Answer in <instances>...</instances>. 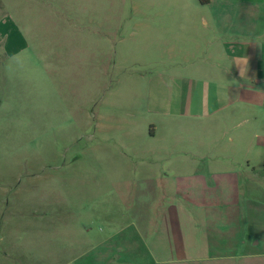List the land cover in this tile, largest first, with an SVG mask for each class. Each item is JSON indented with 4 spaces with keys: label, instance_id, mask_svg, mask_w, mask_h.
Here are the masks:
<instances>
[{
    "label": "rangeland",
    "instance_id": "obj_1",
    "mask_svg": "<svg viewBox=\"0 0 264 264\" xmlns=\"http://www.w3.org/2000/svg\"><path fill=\"white\" fill-rule=\"evenodd\" d=\"M172 4L195 0H0L7 27L0 43V264H123L124 248L136 260L143 246L135 234L148 215L155 227L159 213L167 234L180 244L183 233L188 247L202 232L191 220L204 215L182 200L202 208L210 201L211 210L229 215L236 197L249 210L239 222L248 246L231 258L234 249L214 241L207 264H264L248 256L249 249L264 253V209L256 208L264 205V171L220 175L224 162L232 164L220 154L225 140L207 142L225 134L179 115L189 112L191 78L207 77L189 69L184 52L170 58L165 51L156 9ZM188 45L174 46L179 53ZM159 81L178 86L158 95ZM155 97L180 105L157 112ZM210 224L232 232L228 222ZM205 257L189 254L175 264H206Z\"/></svg>",
    "mask_w": 264,
    "mask_h": 264
},
{
    "label": "crops",
    "instance_id": "obj_2",
    "mask_svg": "<svg viewBox=\"0 0 264 264\" xmlns=\"http://www.w3.org/2000/svg\"><path fill=\"white\" fill-rule=\"evenodd\" d=\"M255 1L252 0L250 5L244 6V0H195V4L189 6L172 4L156 9V14L160 18L156 31L160 39L166 41L168 47L165 51L169 57L182 55L184 52L189 56L186 57V61L193 62L189 64V69L207 77V80L191 78L189 91L191 97L186 103L189 112L185 114L182 111L179 115L202 118L207 121L208 133L225 134V137L220 136V140L207 142L209 146L210 143L216 144L225 140L223 141L225 147L220 154H225L232 164L224 162L220 175L240 176L264 171V41L261 42V38L264 37V0ZM6 32V24L0 21V43L3 37L7 36ZM186 40L192 41L193 45H188L177 53L174 45ZM23 43L24 40L20 41V47ZM170 82L174 83L173 80ZM171 83L167 85L166 82L159 81L154 87L156 94H162V88H168L173 93L172 89L178 85ZM168 90H164V93ZM178 105L180 104L174 103L171 106V100L164 102L157 97L151 102V106L155 107L157 112L163 111L166 114H171ZM212 168L206 167L210 171ZM148 184L149 189H153L154 197L158 199L156 184L152 181ZM236 187L240 191L243 183H237ZM255 188L254 185L250 191ZM175 195L180 197L177 193ZM251 196L249 193V197ZM182 202L194 209L198 208L203 213L200 222L194 219L190 224L191 228L202 229L198 234L201 240L199 242L191 240L190 245L186 247L183 244L182 233V243L176 244L172 230H168L170 235L164 230V216L161 215L160 218L159 213L158 223L154 227L156 220L151 217L152 215H148L142 222V228L135 234L143 246L139 250L140 255L133 260L130 256L134 253L131 248H124L128 258L122 262L123 264H175L186 259V255L201 253L206 256L202 262L207 264V253L214 248L212 245L214 241L217 242L219 250L234 249L235 254L230 256L231 258L244 255L243 251L248 245L245 236H241L239 222L242 212L248 213L249 210L242 206L238 197L232 201L233 204L227 205L231 207L229 215L225 211L221 213L211 210L210 201L203 208L189 203L192 202L190 199ZM150 207L152 208L151 204ZM256 208L264 209V205L259 204ZM214 220L230 223L232 232L229 235H222L213 230L210 223ZM165 235L169 236L168 244L164 242ZM227 238L229 241H225ZM249 251L250 249L248 256L252 258L264 257V253ZM177 254H182L183 258H176L174 255Z\"/></svg>",
    "mask_w": 264,
    "mask_h": 264
}]
</instances>
